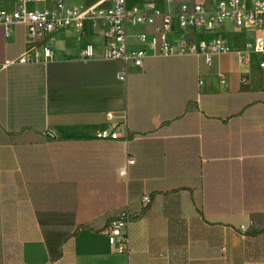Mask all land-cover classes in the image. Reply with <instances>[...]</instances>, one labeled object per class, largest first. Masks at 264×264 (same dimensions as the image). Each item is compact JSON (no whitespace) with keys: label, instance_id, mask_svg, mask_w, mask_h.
Returning a JSON list of instances; mask_svg holds the SVG:
<instances>
[{"label":"crops","instance_id":"0c3cea01","mask_svg":"<svg viewBox=\"0 0 264 264\" xmlns=\"http://www.w3.org/2000/svg\"><path fill=\"white\" fill-rule=\"evenodd\" d=\"M57 1L24 5L49 10ZM61 1L110 7L105 0ZM150 1L170 14V41L220 36L242 49L254 35L230 21L219 29L179 28L180 5L213 8L214 0ZM241 1L250 7L253 0ZM17 5L0 0V10ZM143 29L149 30L128 27ZM228 33L242 37L232 44ZM87 44L94 53L82 59ZM43 45L52 49L46 63L4 64ZM103 49L102 35L89 24L39 40L20 22L7 32L0 24L2 264H232V249L245 234L264 231L261 56L249 53L240 64L222 54L207 65L200 55L161 58L148 51L143 66L126 65L122 81L123 61L106 58ZM114 128L119 138L99 136ZM129 157L134 163L124 182L118 171ZM125 206L137 215L126 228L129 253L117 251L105 233ZM178 230L176 249L168 233Z\"/></svg>","mask_w":264,"mask_h":264},{"label":"built area","instance_id":"2783aa9c","mask_svg":"<svg viewBox=\"0 0 264 264\" xmlns=\"http://www.w3.org/2000/svg\"><path fill=\"white\" fill-rule=\"evenodd\" d=\"M30 0H16L15 9L0 10V24L7 32L10 24L20 22L25 25L28 35L36 40L63 27H71L77 32L89 24L104 40L103 55L109 59L122 60L124 69L118 79L125 81L126 65L143 66L150 51L154 57L168 58L173 56L200 55L205 64L210 65L214 56L232 54L238 63L247 60V54L261 56L259 66L264 68V0H253L250 7L241 0H214L215 6L209 8L203 2H196L190 8L182 4L176 12L180 29H219L225 21H230L235 30H253L254 35L245 42L242 49L231 48L222 37L188 41L180 38L176 41L168 39L170 33V14L158 9L152 1L143 0L141 5H127L128 0H105L110 3L107 10L98 4L85 7H69L63 1H57L51 9H27L25 3ZM101 1V0H100ZM144 26L149 30L128 31V27ZM94 53L92 44H87L79 53L80 58L87 59ZM52 57V49L43 45L31 53H21L13 60H6L5 65L25 63H46ZM221 82L225 76L219 73ZM202 80L198 81L201 85ZM110 117L111 115L108 114ZM101 137L119 138L117 129H105ZM53 138L54 134L49 133ZM134 163L133 157L126 159L119 169L118 175L124 182L128 180V167ZM141 202L145 206L149 196L144 194ZM137 215L125 206L107 225L105 233L108 242L119 252H130L129 239L126 234L128 224ZM244 235L245 232L241 231ZM160 256H166L165 252Z\"/></svg>","mask_w":264,"mask_h":264},{"label":"trees","instance_id":"16d2710c","mask_svg":"<svg viewBox=\"0 0 264 264\" xmlns=\"http://www.w3.org/2000/svg\"><path fill=\"white\" fill-rule=\"evenodd\" d=\"M149 202L144 207H146ZM143 212L144 211H142V213ZM245 235V239L237 247L232 249V264H243L247 260L264 259V231H254ZM182 238V230L169 232L168 242H170V244L172 243L170 247H172L174 244L176 249L181 247ZM150 249H152V246ZM0 264H2L1 257Z\"/></svg>","mask_w":264,"mask_h":264},{"label":"rangeland","instance_id":"374dc122","mask_svg":"<svg viewBox=\"0 0 264 264\" xmlns=\"http://www.w3.org/2000/svg\"><path fill=\"white\" fill-rule=\"evenodd\" d=\"M226 36H227L228 41L232 44H235L236 41H238L242 37V35L233 34V33H228L226 34Z\"/></svg>","mask_w":264,"mask_h":264}]
</instances>
